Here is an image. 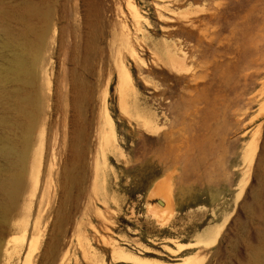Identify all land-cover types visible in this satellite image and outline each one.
I'll use <instances>...</instances> for the list:
<instances>
[{"label":"rangeland","instance_id":"rangeland-1","mask_svg":"<svg viewBox=\"0 0 264 264\" xmlns=\"http://www.w3.org/2000/svg\"><path fill=\"white\" fill-rule=\"evenodd\" d=\"M22 6L47 114L0 264H264V0H0V65Z\"/></svg>","mask_w":264,"mask_h":264},{"label":"bare ground","instance_id":"bare-ground-1","mask_svg":"<svg viewBox=\"0 0 264 264\" xmlns=\"http://www.w3.org/2000/svg\"><path fill=\"white\" fill-rule=\"evenodd\" d=\"M19 8L25 11L26 17H23L24 21L22 22L26 25L27 31L24 34L16 35L18 39L15 42L11 41L10 44H1L4 49L10 52L11 56L5 61V65H0V98H2V102L4 101L6 103L7 107L18 114L21 121L18 127H16L17 131L15 133V135L20 138V144L15 142L13 138L14 135L9 138L5 133L0 134V196L7 201V208L2 211L3 222H8L12 213L19 207V197L23 187V175L27 155L29 148H31L33 135L36 129L35 123L40 113H42V115L44 113L47 114L46 111L43 113V106L47 101L45 100L47 99L45 95L47 94L44 95L43 91H40V89L37 90L35 66L29 54L31 50L27 51L28 47H36L37 44L40 43L42 34L36 32L35 28L26 22V18L41 19V17H45L46 19L49 14L48 12L42 13L41 9L36 6H22ZM8 12L7 8L2 7L0 9V27L2 34L7 36L12 34L5 25L6 20L10 17H8ZM31 36H33V39L37 43L35 46H32L34 41L30 38ZM125 75L128 86H130V75L128 73ZM111 80H113V78H110L109 82ZM10 83H12V85H9ZM44 93H46V91ZM103 109L106 111V104L103 105ZM47 111L49 110L47 109ZM107 120L111 122L108 116ZM44 173H48L46 167L44 168ZM27 225L28 222L24 224L21 223L20 228L22 232L27 231ZM12 243L11 237L6 238L2 246L3 258L6 263L9 262L10 256L14 253L19 257L23 252V245L16 246L15 243ZM14 245L16 248H14ZM11 251L12 254H10ZM25 255L24 262L29 253L26 252ZM178 264H201V262H199L196 257H187Z\"/></svg>","mask_w":264,"mask_h":264}]
</instances>
